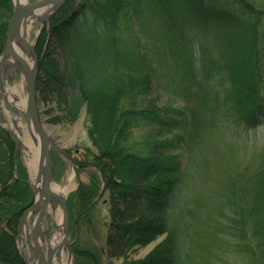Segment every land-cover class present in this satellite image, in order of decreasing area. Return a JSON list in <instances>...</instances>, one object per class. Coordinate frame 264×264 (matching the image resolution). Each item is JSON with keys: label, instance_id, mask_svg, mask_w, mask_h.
Returning <instances> with one entry per match:
<instances>
[{"label": "trees", "instance_id": "trees-1", "mask_svg": "<svg viewBox=\"0 0 264 264\" xmlns=\"http://www.w3.org/2000/svg\"><path fill=\"white\" fill-rule=\"evenodd\" d=\"M167 1L157 0L159 8L164 9ZM185 2L192 14L203 16L206 12L201 24L210 23L213 18L236 28L239 36L247 30L255 45L258 25L264 22V0ZM12 3L0 0V52L6 42ZM131 4V0L66 1L40 34L38 89L56 100L61 117L66 120H75L85 108L93 149L86 150L82 161L76 160L78 175L86 168L89 180H80L77 191L66 200L71 229L75 232L77 226L97 225L98 200L108 194L109 257L146 246L165 234L167 239L148 257L125 264H186L185 234L189 226L184 205L190 172L178 145L182 144L186 153L188 150L194 157L195 148L200 145V131L206 124L204 110L213 103L216 112L222 110L235 116L239 126L246 129L264 126V69L257 53L251 55L250 61H240L242 69L247 64L249 71L242 87L235 84L229 59L222 51L212 59L198 47L197 54H187V73L181 78L197 92L188 90L182 94L186 99L182 109L160 108L149 98L157 82L158 68L139 45L125 51L113 42L110 69L102 70L98 64L88 63L89 73L96 75L91 85H86L75 69L60 72L55 55L49 51L48 38L59 36L64 57L73 59L79 56L72 33L76 21L89 19L108 30H117L119 19L131 12ZM195 37L200 39L199 35ZM140 123L155 130L158 125L174 132L175 137L161 143L149 140L135 150L131 140ZM12 140L0 125V264H26L18 250L16 234L32 189L26 168L19 159L17 164L14 162ZM171 146H177L178 150ZM248 164L231 177L230 183L223 185V192L228 195L225 208L238 238V251L246 253L252 264H264V161ZM74 251L75 264H102L101 253L90 247L75 245Z\"/></svg>", "mask_w": 264, "mask_h": 264}, {"label": "rangeland", "instance_id": "rangeland-1", "mask_svg": "<svg viewBox=\"0 0 264 264\" xmlns=\"http://www.w3.org/2000/svg\"><path fill=\"white\" fill-rule=\"evenodd\" d=\"M36 1L38 0H27V3ZM12 2L14 6L16 2L14 0ZM131 3V12L128 16H122L119 19L117 30H108L104 26L96 25L95 21L89 19L76 21L72 33L75 50L79 56L73 59L64 57L59 44V36L48 38L49 51L53 53L52 55H55L53 57L57 60V68L60 72H69L75 69L77 73L79 72L78 75L82 81L86 85H91L96 75L89 73L88 65H94V62L102 67V70L110 69L109 61L113 56V42L125 51H127V48L129 50L139 45V49L143 47L144 52L151 57V60H155V65L158 68L157 82L153 84L149 98L155 100L160 108L170 106L182 109L186 100L182 94H185L188 90L192 91L191 93L197 92L193 86L185 83L186 79L182 81L181 78H183V74L187 73V69H185V64L188 62V59H186L187 54L189 52L197 54L198 47L201 50L204 49L205 55L212 59L222 51L223 55L225 54L229 59L228 63L232 69L235 84L242 87L245 86V78L249 71L247 70V64H244L245 71L242 69L240 61H250L251 55L257 53L264 69V22L258 25L257 40L253 45L247 30L243 31V36H239L236 28L222 25L213 18L210 19V23H202V25V17H206V12L203 16L190 13L191 10L189 7L187 8L185 0H168L164 9L159 8L157 0H131ZM46 8H51V6ZM34 24L26 39L29 43L34 44V52L38 57L39 65L37 44L41 38L40 34L43 32V28L41 30L42 22L40 19ZM197 35L200 36V39L195 37ZM3 50L4 48L0 52V57ZM21 53L26 56L23 52ZM31 55L30 50V58L26 56L27 60L31 61ZM2 78L4 89L7 92H2L0 125L11 131L10 136L12 133L18 135V128L16 129L18 121L23 126L28 127L26 107L16 109L15 104L9 99L8 91L18 97L16 98L18 103L24 99L27 105L26 97H28V94L25 80L13 66L4 70ZM36 87L39 118H41L43 129L50 136L54 146L50 155L52 184L64 187L74 173L70 189L68 193L64 194L68 199L70 195L77 191L80 180L85 182L89 180L88 172L85 171L86 168H82L79 175L77 167L75 168L77 166L76 160L82 161L86 150L93 149L87 133L88 122L85 108H82L75 120H66L61 117L60 105L55 102L56 100L44 93V90L39 91L38 79ZM214 109L215 105L213 103L212 106L209 105L204 110L206 124L205 128L200 131V145L195 148L194 157L189 155L188 150L186 153L182 144L178 145L181 148L179 151H181L184 158V164L190 172L184 205L187 214L185 219L189 226L188 233L185 234L186 264H252V260L245 255L246 253L238 251L236 245L238 244V238L234 235L233 226L228 219L229 210L225 208L228 195L223 192V185L230 183L231 177L240 169L245 168L247 163H249L247 165L249 166L250 163L257 165L264 161V126L246 129L244 126H239L238 120L234 118L235 116L231 117L223 113L222 110L216 112ZM156 126L157 130L140 123L133 131L132 148L139 150L149 140L161 143L175 137L174 132L169 133L166 129L163 130V127ZM22 138L21 136L19 150L16 151L15 145L14 162L17 164L16 161L19 159L20 163L24 165L28 174L27 182L30 183L32 189L34 186V179L30 171L32 154L27 151L28 148L24 145ZM33 142L35 141L33 140ZM171 148L178 150L177 146H171ZM54 150H56V153H53ZM65 152L73 158L70 159L65 155ZM32 191L23 213L30 204L33 196ZM107 198L108 194L98 200L96 210L99 223L97 225L77 226L79 229L75 232L70 227L68 238L70 249L66 243L63 247L67 257L72 259L71 264H75L77 259L74 251L75 245L90 247L100 252L102 264H125L127 261L145 259L167 239V235L164 234L155 238L153 242L146 246H136L118 256L109 257L107 255V238L110 233L106 224L110 222V207L106 202ZM61 211L62 208L57 202L55 208L49 207L42 225L43 234L52 238L54 232H64ZM38 212L34 216H29L27 224L30 229L35 217L39 215ZM225 212L228 214L227 216L224 214ZM20 222L16 234L17 247L19 252L23 251V253L29 255L25 245L27 242L26 226L22 224V227H20ZM38 238L40 242H43L40 237Z\"/></svg>", "mask_w": 264, "mask_h": 264}, {"label": "water", "instance_id": "water-1", "mask_svg": "<svg viewBox=\"0 0 264 264\" xmlns=\"http://www.w3.org/2000/svg\"><path fill=\"white\" fill-rule=\"evenodd\" d=\"M68 0H38L32 3H24L21 5L15 4L13 13L9 20L8 29H7V39L5 42V46L2 56L0 57V105L2 102V92L4 91L3 86V72L9 67L13 66L15 69L24 77L26 89H27V105H26V115H27V124L28 130L31 135L34 137V132L37 133L38 139L40 141V156L42 160V167L40 168L41 172L37 176V181H42V186L37 192L35 186L33 189V196L31 198L30 204L28 208L23 213L20 227L24 223L26 225V246L28 248L29 257L23 251H21V256H23L26 264H54V260H56V256L59 257L57 253H60L61 248L65 245H68L70 249V245L68 243L69 238V229H70V220L69 211L67 207V197L62 193L53 191L52 189V166H51V151L54 148L53 142L50 139V136L47 134L45 129H43V124L41 122L38 103H37V79H38V57L34 52V44H31L24 39L22 36V29L25 30L26 25H24L29 17H37L42 22L41 30L43 25L47 23V21L58 12L63 5ZM51 6L50 12L45 14L44 16H38L36 11ZM17 40L21 49H30L32 53V61L33 65L26 59V57L20 52L18 48L14 45V41ZM14 61H8V60ZM5 131L11 133L10 130L5 128ZM13 137V141L16 145V151L19 150L20 140L19 137L15 134H11ZM36 138V137H35ZM37 139V138H36ZM36 139H33L36 142ZM56 153V150L53 151ZM65 155L70 159L72 158L65 152ZM76 168V166H75ZM74 168V169H75ZM39 195V198L37 196ZM59 203L62 208V225L64 229V239L57 246H51V237L43 234L42 225L44 219L46 217V212L50 206L55 208V203ZM39 211V212H38ZM38 212L37 218L33 221L32 228H29L28 216H34ZM42 239L43 242H40L39 238ZM33 243V244H32ZM72 251V250H71Z\"/></svg>", "mask_w": 264, "mask_h": 264}, {"label": "bare ground", "instance_id": "bare-ground-1", "mask_svg": "<svg viewBox=\"0 0 264 264\" xmlns=\"http://www.w3.org/2000/svg\"><path fill=\"white\" fill-rule=\"evenodd\" d=\"M16 2V4L18 5H21V4H24V3H27V0H14ZM52 8H42L38 11H36L35 14H37L38 16H44L45 14H47L48 12H50ZM38 20L37 17H29L26 21V23L24 25H26V28L25 30L22 29V36H24V39L27 38L31 32V30L33 29V26L35 25L34 23H36ZM16 48H18L21 52H23L24 54H26V56H28L30 58V49H21V46H19L17 40L14 41V45ZM25 56V57H26ZM27 59V58H26ZM8 61H14V60H8ZM28 61L30 62V64L33 65V61L31 59V61L28 59ZM4 91H6L4 89ZM7 92V91H6ZM9 93V96H10V100L15 104V106L17 107L16 109H24L26 107V100L22 99L21 101H19V103L17 102V99L18 98L15 94H13L12 92ZM18 128V135L19 136V140H20V137L22 136V140L24 142V145L27 146L29 153L32 154V157H31V162H30V167H31V175L34 179V186L37 190V192L39 193V190L42 186V181L40 180L39 182H36L37 181V176L38 174H40L41 170L40 168L42 167V160L41 159V156H40V141L38 139V135L37 133L34 132V137L31 135L30 131L28 130V127H26L25 125L23 126L21 122L18 121V126H16V129ZM37 139H36V138ZM33 139H36V142H33ZM41 175V174H40ZM74 178V173L70 176V179H68V183L64 186V187H61L59 185H55V184H51L52 186V189L53 191H56V192H59V193H62L63 195L68 193L69 189H70V183L72 182V179ZM37 193V196L39 198V195ZM52 207V206H50ZM29 217V216H28ZM37 217H35L36 219ZM29 219V218H28ZM23 225H25L23 223ZM63 239H64V235L63 233L60 231H57V232H54V236L52 237L51 239V246H57L59 245L61 242H63ZM24 240H23V245H24ZM59 254L58 256L59 257H56V260H54V264H71L72 263V259L70 257H67V255L65 254V249L64 247L61 248L60 250V253H57Z\"/></svg>", "mask_w": 264, "mask_h": 264}]
</instances>
